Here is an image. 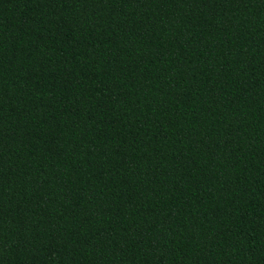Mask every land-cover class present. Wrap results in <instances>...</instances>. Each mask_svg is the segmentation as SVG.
<instances>
[{
    "label": "trees",
    "instance_id": "1",
    "mask_svg": "<svg viewBox=\"0 0 264 264\" xmlns=\"http://www.w3.org/2000/svg\"><path fill=\"white\" fill-rule=\"evenodd\" d=\"M0 264H264V0H0Z\"/></svg>",
    "mask_w": 264,
    "mask_h": 264
}]
</instances>
